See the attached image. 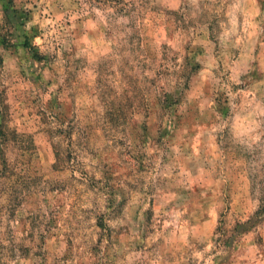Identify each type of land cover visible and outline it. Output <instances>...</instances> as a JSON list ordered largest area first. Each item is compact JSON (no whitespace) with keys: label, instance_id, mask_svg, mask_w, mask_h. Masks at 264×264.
Listing matches in <instances>:
<instances>
[{"label":"clouds","instance_id":"clouds-1","mask_svg":"<svg viewBox=\"0 0 264 264\" xmlns=\"http://www.w3.org/2000/svg\"><path fill=\"white\" fill-rule=\"evenodd\" d=\"M7 3L0 264H264V0Z\"/></svg>","mask_w":264,"mask_h":264},{"label":"rangeland","instance_id":"rangeland-1","mask_svg":"<svg viewBox=\"0 0 264 264\" xmlns=\"http://www.w3.org/2000/svg\"><path fill=\"white\" fill-rule=\"evenodd\" d=\"M14 0H8L7 5L5 6V12L7 14V11L9 10V8L13 5ZM13 15H18L20 17H24L25 13L21 10V11H13ZM3 135V132H0V136Z\"/></svg>","mask_w":264,"mask_h":264}]
</instances>
